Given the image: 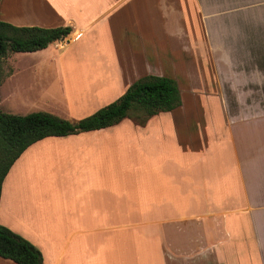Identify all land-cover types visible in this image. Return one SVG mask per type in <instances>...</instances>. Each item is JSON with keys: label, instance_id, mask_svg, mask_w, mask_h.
<instances>
[{"label": "crops", "instance_id": "crops-1", "mask_svg": "<svg viewBox=\"0 0 264 264\" xmlns=\"http://www.w3.org/2000/svg\"><path fill=\"white\" fill-rule=\"evenodd\" d=\"M0 19L71 27L25 70L1 63L0 108L20 71L70 120L145 75L188 81L144 124L46 136L12 163L0 224L43 264H264V0H0Z\"/></svg>", "mask_w": 264, "mask_h": 264}, {"label": "trees", "instance_id": "trees-1", "mask_svg": "<svg viewBox=\"0 0 264 264\" xmlns=\"http://www.w3.org/2000/svg\"><path fill=\"white\" fill-rule=\"evenodd\" d=\"M70 31L68 25L25 27L0 19V66L8 53L43 49L62 40ZM178 105H181V96L174 78L145 75L133 81L116 100L78 120L45 111L18 115L0 110V190L4 175L12 163L38 139L104 128L117 124L125 117L137 124H144L152 115L173 110ZM0 256L17 264H43L41 252L35 245L1 224Z\"/></svg>", "mask_w": 264, "mask_h": 264}, {"label": "rangeland", "instance_id": "rangeland-1", "mask_svg": "<svg viewBox=\"0 0 264 264\" xmlns=\"http://www.w3.org/2000/svg\"><path fill=\"white\" fill-rule=\"evenodd\" d=\"M192 26L195 24L197 26L196 31H199V24L197 23H191ZM184 26L188 27V22L186 23L185 21H183V28ZM163 35V34H162ZM182 37L179 38L178 43H179V48L180 47V39ZM165 43V39L162 36V44ZM44 56H42L41 52H11L9 53L5 58H3L2 63H4V71L7 70V67L10 68V66H17L19 67V70H25V68L23 66L28 65L29 63H33L36 61H42ZM47 56H45L44 58H46ZM203 60V59H202ZM201 60V61H202ZM205 62H202L199 68L193 69V72L189 73V78L191 76H194L197 78V75H203L205 76L204 78H207L208 76H206V73H208V64L204 65ZM6 69V70H5ZM0 72H3V69H1ZM21 74H19L17 76V78H14L13 80L10 79L9 81L7 80V76H5V80H4V84L2 86V94L4 96V90L6 93H8V97H6L4 99V101L2 102V106L0 108V110L7 112V113H11V114H18V115H23V114H27L30 112H34V111H45V112H51L52 113V106L51 104H48L47 102H45V100L43 98H41V96H39L38 94L35 93L34 89L35 87L33 86H28L26 85L27 83H25V81L27 79L30 80H34L36 81L35 76H32L31 74L27 73L30 71H20ZM44 73H50L53 74L52 70L49 71H42ZM178 73H188V70H179ZM1 75V74H0ZM178 77V78H177ZM176 77L175 74V80L178 84L179 90L180 92H184L183 90H181V88L183 87V85L187 84L186 82V78L184 75L179 74ZM48 81H50L53 76L50 75L48 77H46ZM203 78V79H204ZM51 82V81H50ZM186 82V83H185ZM191 82V81H190ZM11 88V90H9V88ZM33 89V90H32ZM186 94L182 93V98L184 100ZM194 106L195 105H201L202 106V102H193L191 103ZM205 104V103H204Z\"/></svg>", "mask_w": 264, "mask_h": 264}, {"label": "built area", "instance_id": "built-area-1", "mask_svg": "<svg viewBox=\"0 0 264 264\" xmlns=\"http://www.w3.org/2000/svg\"><path fill=\"white\" fill-rule=\"evenodd\" d=\"M77 36H79V34H77Z\"/></svg>", "mask_w": 264, "mask_h": 264}]
</instances>
